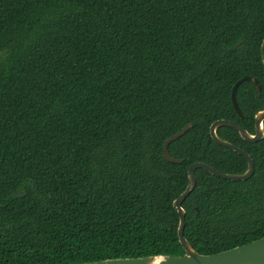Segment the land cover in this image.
<instances>
[{
	"label": "trees",
	"instance_id": "16d2710c",
	"mask_svg": "<svg viewBox=\"0 0 264 264\" xmlns=\"http://www.w3.org/2000/svg\"><path fill=\"white\" fill-rule=\"evenodd\" d=\"M264 0H0V264L185 256L174 201L203 162L247 160L210 127L255 133ZM237 101L232 89L243 77ZM180 164L164 160L165 142ZM220 138L246 181L196 171L182 207L202 255L264 237V139Z\"/></svg>",
	"mask_w": 264,
	"mask_h": 264
},
{
	"label": "water",
	"instance_id": "95a60500",
	"mask_svg": "<svg viewBox=\"0 0 264 264\" xmlns=\"http://www.w3.org/2000/svg\"><path fill=\"white\" fill-rule=\"evenodd\" d=\"M262 57L264 63V40L262 43ZM253 82L257 86L258 91H261V85L257 79L250 76H245L240 79L232 89V103L241 117H245L244 113L240 109L237 101V91L244 82ZM220 127H230L237 130L241 137L249 143H257L264 139V110L258 112L255 116V133H249L245 128L240 125L228 121L218 120L214 122L210 127V134L212 139L220 146L231 149L232 151L243 156L248 162V169L243 174H226L214 169L206 163L198 162L190 166L188 170L189 183L186 190L174 201V207L180 215V224L178 228L179 241L186 252L185 256H169V255H153L148 257L139 258H125V259H107L92 263L83 264H264V237L251 242L249 244L233 248L218 254L202 255L194 250L188 240L185 238L186 228V212L182 207L184 201L194 191L197 185L196 171L203 169L211 173L212 175L230 181H246L250 179L255 172V164L252 157L246 153L240 147L220 138L217 134V130ZM191 125H187L176 135L170 137L164 145L163 157L164 160L169 163L180 164L181 160L175 159L170 155L169 146L174 141L183 137L189 130Z\"/></svg>",
	"mask_w": 264,
	"mask_h": 264
}]
</instances>
